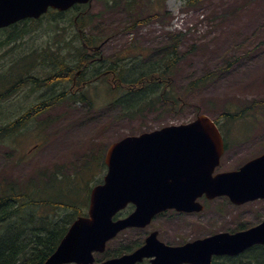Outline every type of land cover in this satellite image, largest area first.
<instances>
[{
	"label": "rangeland",
	"instance_id": "374dc122",
	"mask_svg": "<svg viewBox=\"0 0 264 264\" xmlns=\"http://www.w3.org/2000/svg\"><path fill=\"white\" fill-rule=\"evenodd\" d=\"M78 14H83L79 19L81 27L75 28L73 20ZM133 25L135 28L131 29ZM77 29L93 44L101 40L109 42L104 56L111 59L118 52L112 60L125 74L133 73L125 75L130 78L128 81H137L145 64L150 66L160 60L173 46L171 38L182 34L179 50L185 57L179 61L172 77L176 93L187 92L188 106L179 114L168 115L160 108L154 112L145 99L138 104L136 99H129V91L114 90L100 80L83 92L95 106L88 102L52 104L42 115L20 122L12 137L0 141V186L3 189L4 179L35 180L39 174H50L57 167L65 168L69 177L84 170L72 188L61 185L60 191L62 198L83 204L77 202L85 216L87 208L84 206L90 189L102 182L106 172L104 165L97 161L111 144L126 136L189 123L197 113L215 121L225 112L248 111L254 103L261 106L254 113L259 120L252 119V115L229 117L235 123L229 126L232 132L250 133L252 138L241 137V147L233 150L222 170L242 166L264 153V0H94L89 8L61 17L47 15L40 21L0 31V73H10L11 82L27 75L30 79L50 78L51 81L50 70L38 60L61 55L63 65L68 66V55H75L80 44ZM7 41L9 43L5 44ZM135 46L140 50L149 48L151 53L145 59H134L129 53L136 50ZM32 58V67L26 65ZM165 58L163 61L167 62ZM93 73V69L87 71V78ZM63 86H44L36 90L32 83L26 84L0 103V125L15 121L41 103L46 104L51 96L59 94L57 88ZM155 87L150 84L146 88L145 98ZM249 118L254 125L249 126ZM92 156L94 160L90 159ZM226 202L210 204V209L216 208L218 212L210 210L189 218L187 221L191 220L188 223L193 226L187 227L181 238L175 237L169 228L164 230L165 236L177 243L186 238L233 230L236 223L245 230L262 219V214H252V211L258 212L257 207H246L238 213L236 209H227ZM73 215L63 212L54 219L62 226L72 220ZM163 222L167 225L171 220L166 218ZM158 227L162 228V222L158 226L153 222L146 231L126 232L122 236L127 237L125 246H139L146 233ZM114 241L97 256V261L115 255Z\"/></svg>",
	"mask_w": 264,
	"mask_h": 264
},
{
	"label": "water",
	"instance_id": "95a60500",
	"mask_svg": "<svg viewBox=\"0 0 264 264\" xmlns=\"http://www.w3.org/2000/svg\"><path fill=\"white\" fill-rule=\"evenodd\" d=\"M93 0H0V29L25 19H39L49 8L65 11ZM222 153L221 138L207 116L186 125L128 136L109 146L103 183L92 188L87 217L77 218L55 252L43 264H97L92 254L127 227H145L165 209L191 212L195 200L225 196L234 204L264 199V154L238 171L212 176ZM135 211L125 220L113 216L127 204ZM152 233L130 255L98 264H210L212 256H235L264 245V222L236 234L222 233L182 247H169Z\"/></svg>",
	"mask_w": 264,
	"mask_h": 264
},
{
	"label": "trees",
	"instance_id": "16d2710c",
	"mask_svg": "<svg viewBox=\"0 0 264 264\" xmlns=\"http://www.w3.org/2000/svg\"><path fill=\"white\" fill-rule=\"evenodd\" d=\"M58 16L63 15L58 14ZM132 28H135V25L131 26ZM181 37L183 38L182 34L176 37L173 36L171 38L173 46H171L170 51L167 54L164 52L163 57L154 61L150 66H148V63L145 64L143 70L138 74L137 81H128V76L125 75L120 77V84L126 91H129V99H136L138 104L145 99V103L150 105L154 112L157 111V108H160L161 112L168 115L179 114L185 110V107L188 106L187 92L184 95L176 93L172 77L179 61L185 57L179 50ZM8 43L9 41L5 42V44ZM164 57H166L165 61L167 62L163 61ZM38 61H42L45 64L44 66L50 70L51 81L50 78L45 81L30 79L31 77L27 75L26 77L17 78V82H11L12 75L1 72L0 103L10 99L13 94L28 83H32L33 88L37 90L42 86L51 87L58 85L60 82H66L72 77L68 75L69 70L73 72L75 68L74 66L66 67L63 65L62 58L59 56ZM33 62L34 59L32 58L26 65L31 64L32 67ZM73 63H76V61ZM156 74L159 75L156 76ZM48 82L50 83L48 84ZM149 83L156 87L145 98ZM61 100L62 96L60 94L56 95L46 104L41 103L28 110L10 125H0V141L5 137H12V132L23 119L30 120L33 116L42 115L52 104L60 103ZM260 108L259 103H254L248 107V111L242 110L234 114L225 112L221 117L252 115V119L259 120L260 117H254L256 115L254 113L258 112ZM248 124L250 126L255 123L250 121ZM94 158L95 156H92L90 159L94 160ZM97 162L101 163V157ZM54 169L56 170H53L50 174H39L35 180L14 182L4 179V189L0 186V264H43L56 250L74 220L73 217L82 216L81 207L78 205L80 202L72 198H62L63 193L60 191V186L64 185L72 188L76 178L85 171H79L77 176L69 177L65 168L57 167ZM63 212L73 213L74 215L72 220L68 218L69 221L65 220L67 222L60 226L54 218ZM215 264H264V248H252L236 258L217 259Z\"/></svg>",
	"mask_w": 264,
	"mask_h": 264
},
{
	"label": "flooded vegetation",
	"instance_id": "af4514ba",
	"mask_svg": "<svg viewBox=\"0 0 264 264\" xmlns=\"http://www.w3.org/2000/svg\"><path fill=\"white\" fill-rule=\"evenodd\" d=\"M76 22V20H75ZM78 33L80 34V30H78ZM82 35V33L80 34ZM82 38V37H81ZM80 40V39H79ZM99 43V44H98ZM94 45H91L89 47H86V45L84 44V42H82V47L85 50H89L86 53H78L76 55H68V57H70L71 60H76L78 57H83V62L79 63L80 68L76 71H71L69 70L68 75L72 76L70 79L71 81L68 82L70 84V93L73 94L74 92H76L77 94L80 92H84V90L87 88V85L95 83L97 81L103 80L104 82L110 84L114 90L119 88L120 85L118 83V79L117 76L119 74V69H117V64L114 60H112L113 58H115V54H117L118 52H115V54L112 56L111 59L108 58V56H104V50L106 49V47L109 45V42L107 40H101ZM125 49V48H124ZM135 51L131 54V56L134 59L137 58H141V59H145L147 56H149V54L151 53V50L149 48H143L140 50V48H138L137 46H135ZM119 58H121L119 56ZM108 62V64H107ZM105 65V66H104ZM93 69L94 73H93V77L91 78H87V71ZM117 81V82H115ZM235 119V118H234ZM233 119V120H234ZM215 123V126L221 136L222 139V146H223V152L220 155L219 158V164L218 166L214 169V174H218V173H223L222 170V166L224 163H227L230 161V154L233 153V150L235 148L241 147L242 145V139L246 138V139H250L252 138L251 134L249 133H245V132H240V134L236 133V132H232L229 126H232L235 123H231V118H218V120H212ZM241 131V130H240ZM244 165V164H243ZM241 166L234 168V169H230L228 171H234V170H238ZM228 171H224V172H228ZM227 201V205L226 208L227 209H236L235 211H237L238 213H242V210H245L243 208L246 207H257L258 208V212L252 211L253 215H257V214H262V219L260 220V222L258 224H260L261 222L264 221V199H258L252 202H247L241 205H235L233 203H231L227 198L225 197H221V198H214V199H208V197L206 195H202L201 197H198L195 200V203H199L200 206H203V210L202 211H191V212H186V211H181V210H176L174 208H169V209H165L164 211L156 214L152 219L149 225H147L144 228H135V227H128L125 228L124 230H122L121 232H119L117 234V236L114 238V247H116L115 249V255L111 256L110 258H118V257H122L124 255H129L131 253H133L136 249H138L139 247H141L142 245L145 244L146 239L154 232L157 233V240L164 243L167 246L170 247H182L185 246L187 244L193 243L196 240H201V239H205V238H209L212 237L218 233H211L209 235H204V236H198L196 238H186V239H182L181 242H171L170 238H167L165 236L164 230L166 228H171L170 230L173 232V234L175 235V237H182L184 236V234L187 232V227H192L193 225L188 223L189 221H187L189 218H195L197 216H201L204 215L206 212L208 213L210 210L213 212H218V210L216 208H214L215 210L210 209V204L214 203L215 201ZM215 205H213L214 207ZM231 206V207H230ZM136 207L133 204H128L123 210L119 211L116 213V215L114 216V221H118V220H124L127 217H129L134 211H135ZM232 209V210H233ZM169 219L171 220V223L165 225L163 220L165 219ZM178 219H183V220H179ZM157 222V226L159 225V222H162V228L158 227L157 230H150L146 233V236L144 237V239L142 240L143 242L139 245V246H125V243L127 241V237H123L124 235H126V232L130 231V232H138V231H146L147 228H149V226L152 223ZM256 224V225H258ZM255 225V226H256ZM242 225H237L236 223V227L233 230H229L226 231L227 233H237L240 231H244L242 229ZM253 227V226H252ZM175 229V230H174ZM249 229V228H248ZM247 230V229H245ZM224 232V231H223ZM221 233V232H219ZM122 243V244H121ZM124 243V244H123ZM255 247H261V246H255ZM252 247V248H255ZM247 252V251H245ZM242 254H238L236 256H232V257H224V258H236L241 256ZM154 259V257L152 258H144L142 259V261L136 263V264H151L150 261ZM217 260V257H212V263L211 264H215ZM105 261V260H104Z\"/></svg>",
	"mask_w": 264,
	"mask_h": 264
},
{
	"label": "bare ground",
	"instance_id": "6f19581e",
	"mask_svg": "<svg viewBox=\"0 0 264 264\" xmlns=\"http://www.w3.org/2000/svg\"><path fill=\"white\" fill-rule=\"evenodd\" d=\"M170 225V224H169ZM169 229H171V228H169ZM165 230H167V229H165ZM175 230V229H174ZM143 242V241H142Z\"/></svg>",
	"mask_w": 264,
	"mask_h": 264
}]
</instances>
